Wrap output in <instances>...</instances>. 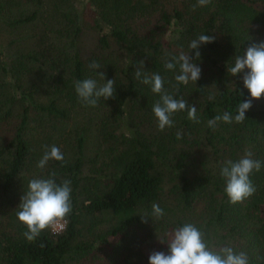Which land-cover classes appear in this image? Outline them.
<instances>
[{"label": "trees", "instance_id": "trees-1", "mask_svg": "<svg viewBox=\"0 0 264 264\" xmlns=\"http://www.w3.org/2000/svg\"><path fill=\"white\" fill-rule=\"evenodd\" d=\"M92 1L121 67L85 62L79 19L54 0H0V32L34 30L11 56L0 44V122L15 117L0 132V264H72L96 246L141 264L147 238L167 264H264V0H148L143 35L122 16L147 7ZM173 27V46L156 38ZM39 138L63 145L25 176L49 153Z\"/></svg>", "mask_w": 264, "mask_h": 264}, {"label": "rangeland", "instance_id": "rangeland-1", "mask_svg": "<svg viewBox=\"0 0 264 264\" xmlns=\"http://www.w3.org/2000/svg\"><path fill=\"white\" fill-rule=\"evenodd\" d=\"M47 1H52V0H47ZM160 1L162 2L163 5H167V7L168 5H170L167 0H160ZM133 2H136L142 7H147V8L143 9L141 12L138 11L136 13L125 14L122 17L123 18L125 17L124 20L126 21V23L130 25L131 28L138 35L147 34L148 29L151 27L153 28V26L155 25V21H154L155 14H153L150 8L148 7V3H149L148 0H136ZM54 3H57L56 5L59 6L58 8L60 9V13L67 11L71 14L75 13V15L78 17L79 24H80V35L77 41V46L79 48V54L81 58L84 59L85 62L90 63L92 67L97 68L98 65L100 66L99 61H100V58H102V56L104 57L111 56L113 60L116 62V65L118 67L123 66V62H124L123 54L116 48V46L113 44L110 38H107L108 47L106 49H102L101 47L98 46L97 41L99 37L102 35H107L109 33L110 27L108 25L109 23L106 21L107 18L102 19L101 16L99 15V10L96 7L95 1H92V0H54ZM20 5L21 6L18 8L17 6H15L13 11H20V12L25 11L24 13L28 15L30 11L34 9L33 3L25 2V3H21ZM95 21H96L97 26H94ZM175 29L176 27H173V28L164 30V32H158V33L156 32V35H157L156 38H159V40L169 41L170 43H172V38H173L172 35H174L173 33H175ZM33 32L34 30L30 26L25 27V28L24 27H18L16 29L13 28L11 30L8 28H5L4 30L0 32L1 33L0 44L2 46H6L7 44L10 43V40L15 41L12 44L13 46L11 47L8 46V49L6 50V53L9 56H11L13 55V52L15 51V45L17 43L22 45L23 48L25 47V45H27L28 42L31 43L32 37L30 36L33 34ZM171 46H173V43ZM0 58L2 59L3 57L1 56ZM34 79L32 80V83L36 82V85L40 87L41 79H38L37 81L36 79L35 80ZM41 97H42L40 98L41 101L44 102L45 98L43 96ZM89 111L91 110L87 109V111L83 113L79 111L76 115L71 116V117L76 119V121H80L81 119H84L87 116L91 115ZM140 113L141 111L138 114L139 117H140ZM14 118L15 117H11V119L2 122V124L0 122V132L2 133L3 136L8 135V129L9 127H11V125H13L12 123H13ZM140 119L142 120L141 123H143L140 126L141 129L146 128V124H149V122H151L152 124H155L154 117H152V121L148 120L149 122L147 123H146L147 118L144 119V117L141 116ZM72 122L73 120L71 119L70 123ZM1 138L5 139L6 137H1ZM38 142H39V145L42 144L46 146L49 149V153L46 154V157L39 155L36 158V162L33 163V166H30L29 170L24 173L25 176L30 175L35 170V167L38 165L40 161H43L47 157H53L61 149L63 145V143H61L60 140L59 141L55 140V138H54V141L52 139H50L49 141H46V144L42 143L45 141L42 140L41 138L38 139ZM92 142L93 140L89 138L85 144V153L88 156L91 154V151L93 148ZM202 156L203 154H200V155H197L196 157L197 159H200V157ZM142 233L145 234V232H142ZM155 239L156 238H153V241H152V238L151 239L147 238L146 240L147 241L149 240L150 242L148 241L146 244L142 245L140 249V252L143 255L141 264H167L160 256V252L158 250L159 244L154 242ZM108 240L111 241L110 238ZM96 249H97V246L94 247V250L89 255L82 257L78 261L72 262V264H108V260L104 258V255L106 254V252H104L103 250L102 252L103 255H101V253L99 254L98 252L95 251Z\"/></svg>", "mask_w": 264, "mask_h": 264}, {"label": "built area", "instance_id": "built-area-1", "mask_svg": "<svg viewBox=\"0 0 264 264\" xmlns=\"http://www.w3.org/2000/svg\"><path fill=\"white\" fill-rule=\"evenodd\" d=\"M49 232L51 235L56 236L60 234L65 228V220L63 219H54L48 224Z\"/></svg>", "mask_w": 264, "mask_h": 264}]
</instances>
